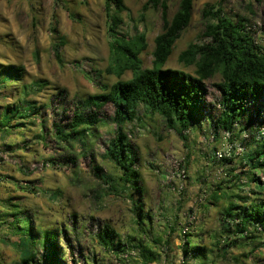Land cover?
<instances>
[{"label":"rangeland","instance_id":"374dc122","mask_svg":"<svg viewBox=\"0 0 264 264\" xmlns=\"http://www.w3.org/2000/svg\"><path fill=\"white\" fill-rule=\"evenodd\" d=\"M145 1L123 0L118 28L121 35L134 30L145 33L146 48L139 54L142 67L150 66L153 39L162 29L160 10L145 9ZM215 1L193 0L189 23L176 39L165 67L192 72V67L178 61V54L189 42L203 39L201 11L206 3ZM179 2L167 0L168 19ZM223 8L231 16L248 15L255 38L264 44V0H226ZM53 18L56 33L51 31ZM57 35L62 38L60 60L54 52ZM107 42L103 0H0V68L22 67L19 81L0 83V128L5 120L9 125L8 134L0 130V264H14L19 253L17 236L8 228L11 203L31 216L34 230H69L68 241L62 237L56 241L63 251L60 264H143L139 250L129 246V237L156 253V260L149 264H194L190 253L185 257L182 250L187 234L194 243L211 249L209 254H218L217 264H264V239L248 256L243 253L251 244L217 251L211 236L220 225L218 210L225 200L208 203L219 184L229 186L227 191L250 196V189L257 186L246 171L264 180V169L251 167L246 157L257 146L250 138L264 129L258 124L264 116V97L248 105L252 119L243 120L242 129L236 125L231 134L214 132L204 117L184 132L185 139L167 127L162 117H148L139 104L140 119L126 125L127 136L138 152L133 166L143 188L139 200L134 195V204L127 195L108 191V185L91 169L92 153L106 180L119 174L104 154L114 128L112 104L102 107V122L83 139L70 144L55 139L53 122L64 124L79 99L100 92V82L110 84L116 79L105 70ZM130 75L125 71L120 78ZM219 80L215 74L205 82L204 113L217 114L219 93L214 83ZM34 81L41 85L37 87ZM20 84L29 88L28 98L35 100L38 113L27 115L30 111L21 105ZM13 123L21 126L15 130ZM216 151L222 157L217 158ZM72 213L76 220L71 229ZM101 223L119 234L120 249L106 250L96 242L94 234Z\"/></svg>","mask_w":264,"mask_h":264},{"label":"trees","instance_id":"16d2710c","mask_svg":"<svg viewBox=\"0 0 264 264\" xmlns=\"http://www.w3.org/2000/svg\"><path fill=\"white\" fill-rule=\"evenodd\" d=\"M225 1L217 0L203 6V39L189 42L178 54V61L183 66L193 68L190 72L181 68L165 67V63L176 39L189 23L193 0H180L178 9L169 19L167 0L145 1V9L160 10L162 22L161 31L153 39L152 60L148 67H142L139 57L146 48L145 33L134 30L131 34L121 35L118 31L122 23L123 0H103L108 36V64L105 70L114 74L116 79L110 84L100 82V92L79 99L66 122H53V128L56 140L70 144L73 140L83 139L91 129L102 122L99 113L105 104L114 106L111 116L114 124L113 134L106 142L104 154L118 168L119 174L106 180L102 167L91 153L92 172L97 179L108 185V191L127 195L133 204L134 195L138 196V200L141 197L143 188L139 183V171L133 166L138 152L129 140L126 129L127 123L140 119L136 110L139 104L144 107L148 117H162L166 126L184 139V132L191 126L198 125L204 117L208 119L214 132L225 130L230 134L236 125L242 129L243 120L252 119L248 105L264 97V44L255 38L248 15H229L223 8ZM51 31H57L54 18ZM56 38L54 52L60 60L59 45L62 38L59 35ZM21 70V66L1 67L0 83L19 81ZM125 71H130V77L120 78ZM215 74L220 76V80L214 83L219 93V109L217 114L213 115L202 111L205 82ZM33 83L37 87L41 85L37 81ZM19 88L22 93L21 105L30 111L27 115L38 113L39 106L35 100L28 98L27 85L20 84ZM22 108L24 107L21 106ZM255 113L260 115L259 110ZM258 124L264 128V116L259 119ZM1 126L0 130L8 134L7 120ZM19 126L21 124L18 123L11 125L15 130ZM250 141H256L257 146L246 157L252 163L251 167L263 170L264 134L258 131L256 138L252 137ZM69 160L74 161V158L69 157ZM223 160L230 161V158L223 157ZM244 173L249 175L250 182L257 186L250 189V196L227 191L229 186L222 187L219 184L210 193L208 203L217 205L220 200H225V204L218 210L220 225L212 232L213 246L219 251L224 246L243 247L251 244L246 254L243 253L248 256L247 253H252L257 243L264 239V180L260 181L259 177L248 171ZM233 177L238 176L233 174ZM17 207L16 203H11V211L7 212V215L11 216L8 228L17 236L19 253L14 264H60L63 251L56 241L59 237L68 241L69 230L65 227H39L34 230L31 216ZM137 208L139 209V206ZM139 219L140 214L136 213V221L139 222ZM75 220L76 214L72 213L71 229L75 226ZM237 234L243 236H236ZM94 237L106 250L116 251L123 246L119 234L107 223L99 225ZM129 240L133 241V238L129 237ZM131 242L129 246L139 250L143 264L156 260V253L147 245L140 241L130 244ZM182 250L185 257L190 253L194 264H217L218 254H209L211 249L194 243L190 234H187Z\"/></svg>","mask_w":264,"mask_h":264},{"label":"built area","instance_id":"2783aa9c","mask_svg":"<svg viewBox=\"0 0 264 264\" xmlns=\"http://www.w3.org/2000/svg\"><path fill=\"white\" fill-rule=\"evenodd\" d=\"M262 134H264V129L262 130ZM215 156H216L217 158L222 157V152H220V151H216V152H215Z\"/></svg>","mask_w":264,"mask_h":264}]
</instances>
